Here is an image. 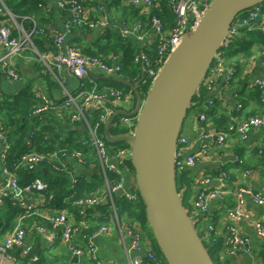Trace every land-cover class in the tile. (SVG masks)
Segmentation results:
<instances>
[{
  "label": "built area",
  "instance_id": "1",
  "mask_svg": "<svg viewBox=\"0 0 264 264\" xmlns=\"http://www.w3.org/2000/svg\"><path fill=\"white\" fill-rule=\"evenodd\" d=\"M214 0H171L170 7L175 16L174 26L170 29H166L163 21L158 17L151 18V27L145 28L141 22H137L131 27H125L122 31L124 34L133 36L136 40L143 45H149L154 42L158 43V52L160 57L155 62V65L151 63L149 56L141 52L135 57V62L141 63L143 71L145 73L144 82L150 80L152 83L159 74L162 66L164 65L168 56L176 50L181 43L182 38L189 32L193 31L205 12L208 10ZM127 2L142 6L144 10H149L157 4L158 0H127ZM57 4L60 7H68L69 19L65 24V29L71 32L74 27H88L95 32H102L110 23L109 16L103 12L102 8H98V15L95 19L89 18L88 10L80 0H57ZM10 11L7 8L5 0H0V16ZM101 12V13H100ZM245 14L249 15V18L236 24L235 30L251 22L260 24V27L264 30V10L260 5H256L247 10H244ZM12 16V14H10ZM13 17V16H12ZM237 20V16L234 21ZM249 20V21H248ZM233 21V23H234ZM240 21V20H239ZM232 23V25H233ZM232 26L230 28L231 32ZM38 32H44V28L38 26L34 21V27L29 33H25L24 36H16L13 32L12 25L2 22L0 19V69L10 79L17 80L19 74L13 64V58L19 55L25 48L28 41H31L33 34ZM227 40V38H226ZM224 41L223 46H228L227 41ZM55 43L57 51L52 54V61L54 67L58 70L67 68L76 77L81 79L79 85V92L72 94L67 92L66 104L75 106L76 113L72 115L73 122H82L83 126L90 132L89 138L84 142L86 145L93 146L96 155L101 166V172L106 185V195L110 196L107 202H110V208L112 211V217H118V209L115 201V194L124 195L125 198L131 202H138L139 195L133 188H125V179L122 171V164L127 158H129L130 150L120 149L116 154H110V148L107 143V139L100 136L97 133V125L94 127L87 118L86 110H92L93 108L101 109L100 121L108 122L109 119L122 109V106L129 102L131 94L124 92L120 88L113 86H107L101 91H85V80L90 79V71L102 72L108 76L120 74L122 66L119 61L107 63L100 57H86L78 49L64 44V35L57 34L55 37ZM221 49V48H220ZM218 50L216 56L208 70L206 75V85L209 88H214L217 84V80L220 76L225 75V86L229 87L232 78L234 77L235 70L226 66L225 52ZM43 61H46L44 56H41ZM118 59V58H116ZM253 83L264 91V77L254 79ZM42 103L34 111L35 114H40L46 110L52 108L53 102L46 96H41ZM81 99L80 102L78 100ZM215 100L213 98L208 99L202 105V111L199 115V120L205 122L207 120V112L214 106ZM120 122L122 124H131L135 120L136 116L121 115ZM117 116V117H118ZM116 117V118H117ZM115 118V120H116ZM252 128H264V117L261 116H249L244 121L238 123L235 127H232L233 131L245 140L248 136V131ZM229 132L225 130L220 131H204L202 135V143L198 154H187L188 138L181 133L178 139V146L176 152V171H184L186 169H193L197 162V156H206L209 152L210 142L214 141L220 146H225L227 142ZM6 133L0 127V156L2 159L7 155L9 149V143ZM63 157L68 160L73 159L80 165H84V154L82 151H75L70 155L62 154ZM58 152L44 153L29 151L25 152L19 159V165H26L30 170H34L39 164L47 160H59ZM61 159L59 160V163ZM65 161L62 162L66 166ZM55 170L60 169V164H55ZM3 172L6 177L0 183V205L4 204L7 197L11 196L14 200L22 203L24 198L32 192H45L49 184L42 178L38 177L29 183H22L16 173L9 169L6 164L3 167ZM118 174L117 180H110L109 174ZM76 175L72 176L73 187L76 184ZM226 178V177H225ZM224 178V179H225ZM226 180V179H225ZM211 178L204 176L203 182L209 183ZM228 190L227 185L223 181L221 185L215 189L202 188L197 193L194 201L193 208L197 214H203L208 208V205L212 199H223L226 197ZM251 196L254 202L258 205L264 206V196L261 192H255L252 188L240 187L236 191V203L228 211L227 216L229 218V224L226 230L225 245L226 251L230 255H238L241 250H245L248 246V238L245 237L239 227L238 223L248 216V212L244 207L245 195ZM106 195L101 196H87L85 198H79L76 200L77 206L80 208L82 216L86 215V211L89 208H94L96 205L101 204L107 199ZM53 199L51 194L45 203L50 204ZM49 206V205H48ZM190 212V211H189ZM38 208L36 204H25L24 211L20 216L22 220L27 215H38ZM43 218L48 221L54 228H58L61 231V239L67 244L69 250L78 257H83L87 254L97 261L98 260V248L94 243L89 242L87 247L78 246L74 242L75 236V222L74 215L69 213L65 209L52 208L42 214ZM193 219V217L191 216ZM193 221L198 224L197 220ZM37 230L41 233L47 234L49 246H53L56 242V235L54 232H49L46 227L38 225ZM108 225H102L93 236L101 232L108 231ZM254 229L256 234L264 239V222L261 220L254 221ZM141 225L137 221L129 222L125 221L121 230L120 237L121 242L125 246L127 254L128 264H142L140 256H131L130 251L137 252L138 254H146L149 257H154V252L148 246H145L141 241ZM217 228L214 223L209 222L206 225V236H211L212 233H216ZM26 238V229L19 224L8 233L4 239L0 240V255L8 260L18 262L17 257L13 255V250L16 247H22L21 256L27 257L31 248L24 246ZM36 260V257H31V264ZM21 264V263H19Z\"/></svg>",
  "mask_w": 264,
  "mask_h": 264
},
{
  "label": "trees",
  "instance_id": "2",
  "mask_svg": "<svg viewBox=\"0 0 264 264\" xmlns=\"http://www.w3.org/2000/svg\"><path fill=\"white\" fill-rule=\"evenodd\" d=\"M83 4V0H80ZM104 1L98 0L94 3V8H102L103 12L107 14ZM112 4L118 8L121 12L122 18H131V25L133 26L137 22H141L147 29L151 27V18H160L165 28L168 30L174 26L175 16L171 10V0H158L157 4L149 10H144L142 6L133 5L127 0H112ZM7 8L15 16L16 20L23 24V26L30 30L33 26L31 18L41 22L44 11L49 6V0H5ZM86 7V5L84 4ZM264 10V3L260 4ZM62 15H67L68 7H60L58 5ZM50 11H53L50 9ZM98 12V11H97ZM101 13V12H100ZM89 18L95 19L99 14L89 13ZM108 15V14H107ZM9 19V16L5 15ZM249 18L245 12H240L237 15V20L232 25L231 32L227 37L228 46L221 47V51L225 52V59L231 60L235 54L240 50L249 56L252 50L249 48L251 43L255 40L264 41V30L260 27V24L249 21L248 24L238 27L236 30V24ZM240 20V21H239ZM12 25V24H11ZM115 22H110L102 32H95L88 27H74L71 32L76 36L72 39L68 46H72L78 49L86 57H100L107 63H113L116 60L119 61L122 66L120 74L112 75V78H123L130 80L134 84L138 85L143 98L146 97L148 91L152 85L150 80L144 82L145 73L141 63L135 62L137 54L146 53L153 65L160 57L158 52V43L154 42L149 45L140 44L133 36L124 34ZM15 34V30L13 29ZM94 32V36L91 40H88L90 33ZM57 34H61L57 32ZM53 35L46 27L44 32H38L33 34L32 42L34 46L39 50L41 54L47 52H56L57 46L55 43L56 35ZM227 64V62H226ZM235 63L231 61L227 66L237 68ZM101 76H108L105 73L97 72ZM222 77V76H220ZM219 79V78H218ZM218 81V80H217ZM84 90L85 91H101L107 86H113L122 89L124 92L131 94L132 100L137 99L136 92L128 85L114 82L106 79H86ZM244 88L247 83L244 82ZM213 89L206 85L204 80L198 88L193 100L190 110L195 106H201L202 103L210 98L214 99ZM80 90L77 91V93ZM242 91V90H241ZM260 97L262 91L260 89L253 90ZM75 93V94H77ZM67 100V98H66ZM66 100L59 104H52V108L35 114L34 111L42 103L41 96L34 93L32 88H28L20 94L14 96H3L0 98V127L4 130L9 143V149L4 159L0 156V173L3 167L6 166L13 170L20 178L22 183L32 182L34 179L40 177L44 179L48 184V189L43 192L46 200L53 194V199L49 204V207L63 209L65 207L70 208L74 218L78 221L90 219L88 232H94L101 225L111 224V208L108 199L101 204L96 205L94 208H89L86 211V215L82 216L80 208L76 204V200L79 198H85L87 196H101L106 191L105 181L101 172L100 162L96 155V151L93 146L86 145L84 142L89 138L90 132L87 128L82 127V124L77 122L74 124L71 121V117L76 113L75 106L66 104ZM215 100V99H214ZM81 99L78 100L80 102ZM55 105L57 107H55ZM102 110L93 108L89 112L86 110L87 118L92 123V126L97 125V133L106 139L105 131L107 122L100 121V115ZM207 121H213L219 129L225 131L229 128L228 118L221 114L216 107H212L207 112ZM79 123V124H78ZM78 124V125H77ZM134 128L129 124H122L120 122V116H118L111 127L112 135H123L133 132ZM183 134V131L181 132ZM110 148V154H116L120 149L130 150V144L128 142H110L107 140ZM29 151L36 152H58L59 160H47L39 164L34 170H30L26 165H19L20 157ZM75 151H82L84 154V167L86 171L77 175L76 184L73 187L72 176L67 172L70 168L71 161L63 157L62 154L70 155ZM65 161L66 166L62 164ZM122 169L127 167L134 174V168L131 163V157L124 160ZM55 164H60V169L55 170ZM79 164V163H78ZM47 168V171H45ZM110 180H117L118 174H109ZM194 182L193 169H186L184 171L177 172V183L179 190L184 186H188L190 189ZM133 189H135L139 195L138 202H131L125 198L124 195L115 194V201L118 209V216L124 221H137L141 225V230L150 229V226L146 219L145 204L138 191L136 182H134ZM23 208L14 199L9 196L5 199L4 204L0 205V218L17 217ZM96 215V216H95ZM98 215V216H97ZM202 218V217H201ZM38 219H30V222H38ZM215 218L209 220L216 226ZM16 225V221L12 223ZM229 224V223H228ZM228 226V225H227ZM15 228V227H14ZM203 242L212 256L215 264H251L253 258L248 255V259L238 258L230 255L226 251L225 237L220 233H212L211 236H204L203 233H199ZM152 245L148 246L154 252V257H149L144 254L140 258L142 264H167L165 258L159 249L152 232H150ZM241 252V251H240ZM239 252V254H240ZM18 260L22 261L21 264L30 262L32 254L27 257H22L20 252L13 253ZM244 256V254L242 255ZM246 256V255H245ZM258 264H264V247L255 257Z\"/></svg>",
  "mask_w": 264,
  "mask_h": 264
},
{
  "label": "crops",
  "instance_id": "3",
  "mask_svg": "<svg viewBox=\"0 0 264 264\" xmlns=\"http://www.w3.org/2000/svg\"><path fill=\"white\" fill-rule=\"evenodd\" d=\"M96 1L98 0H83L88 12L95 15L98 14L94 8ZM112 3V0L104 1L110 22H115L121 30L129 27L132 24V19L128 17L127 21L126 18L120 17L121 12ZM50 9L53 11H50ZM10 14L12 13L10 12ZM10 14L8 12L2 14L0 19L2 22L12 24L16 36L22 37L33 29L34 24L30 30H27L23 24L16 20L13 14V17ZM5 15L9 16V19ZM42 17L45 19L41 22H38L39 20L36 21L34 18H31V20L33 23L35 21L38 26L46 27L53 35L57 34V32L63 34L65 45L69 44L76 36L73 32L66 31L65 24L70 15L69 12L67 15L61 14L57 0H49V6ZM94 34V32L90 33L88 40H91ZM249 48L252 50L249 56L244 51L239 50L231 60L226 59L227 64L232 61L237 66V68L235 66L229 67L226 64L227 67L235 70L230 86H225L226 76L223 75L219 77L213 89L215 99L213 107H216L221 114L228 118L229 128L227 131L229 134L227 142L225 146H220L214 141L210 142L208 154L206 156H197V162L193 168L194 182L192 187L190 189L188 186L180 188L183 200L189 203L190 206L187 208L193 219L198 221L200 231L202 230L201 233L204 236L206 235V225L209 220L215 218L218 232L221 236L226 237L227 225L230 221L227 213L236 203L235 196L238 188L242 186L252 188L255 192H261L264 196V128L250 129L245 140L236 131L230 130L249 116L264 117V91L253 83L254 79L264 77V41L255 40ZM52 54L53 52L41 54L34 46L31 38V41L27 42L22 52L13 58V64L19 74V78L17 80L10 79L0 69V98L20 94L29 87L37 95L50 98L56 105L60 102L64 103L67 98V92L75 95L79 90L81 79L65 67L61 70L56 69L52 61ZM41 56H44L46 61H43ZM114 62L117 63L118 60L115 59ZM244 82L247 83L246 88L243 87ZM254 89L262 91L261 99L253 91ZM137 103L138 98L134 101L131 97L129 102L122 106L121 110L132 112L135 110ZM56 105L55 107H57ZM200 108L201 106H195L191 109V115L185 125V131H183L188 138L187 154H198L204 131L223 130L219 129L213 121L206 120L201 122L199 120ZM87 111L89 112L90 110L88 109ZM72 123L74 124L73 121ZM82 127H84L83 124ZM70 161L72 166L68 168L67 172L71 176H77L86 171L84 165L78 164L73 159ZM45 171H47V168H45ZM122 171L125 179V188H133L135 184L134 174L127 167H124ZM3 175L2 169L0 173L1 181L5 178ZM204 176L210 177L211 181L204 183ZM223 181L226 183L228 190L226 197L223 201L212 199L207 210L203 214L198 215L193 208V201L199 190L202 188L215 189ZM103 195H106V193ZM106 196L107 199L110 198V196ZM243 197L244 207L248 212V216L238 223V227L241 233L248 238V246L235 256L241 259L244 257L248 259L249 255L254 257L251 264H258L255 257L264 247V239L256 234L254 221L261 220L264 222V206L256 204L251 196L247 194ZM16 202L23 208V211L25 204H36L39 214L27 215L22 220L19 218L23 211L16 218L8 219V217L2 216L0 218V240L4 239L20 222L26 229L23 247H30L32 257H36V260L31 264H128L125 246L121 242L120 237V230L125 221L120 216L113 218L111 215V224H108V231L101 232L96 236H93V234L102 225L90 233L88 232L90 219L78 221L74 218V242L81 247H87L89 242L94 243L98 248V260L95 261L89 254L83 257L77 256L76 258L69 250L67 244L62 241L61 231L58 228H54L43 218L42 214L51 209L48 206L49 204L45 203L46 198L43 193L32 192L24 198L22 203ZM63 209L72 214L70 208L65 207ZM30 219H38L36 220L38 222H30ZM15 221L16 225L13 226L12 223ZM38 225L44 226L49 232L55 233L57 240L53 246H49L48 235L37 230L36 227ZM141 241L145 246L152 245L150 230L144 228L141 231ZM22 249V247H16L13 251L21 254ZM243 254L244 256H242ZM130 255L141 256L144 254L130 251Z\"/></svg>",
  "mask_w": 264,
  "mask_h": 264
},
{
  "label": "water",
  "instance_id": "4",
  "mask_svg": "<svg viewBox=\"0 0 264 264\" xmlns=\"http://www.w3.org/2000/svg\"><path fill=\"white\" fill-rule=\"evenodd\" d=\"M262 3L264 0H214L196 28L168 56L145 98L130 80L90 71L93 79L122 83L136 92L135 110L114 114L107 122L105 136L110 142L130 144L135 182L145 204L146 219L167 264H215L178 187V139L192 100L229 36L235 17ZM119 114L136 116L130 124L134 128L132 133L111 134ZM0 264L19 263L0 255Z\"/></svg>",
  "mask_w": 264,
  "mask_h": 264
},
{
  "label": "rangeland",
  "instance_id": "5",
  "mask_svg": "<svg viewBox=\"0 0 264 264\" xmlns=\"http://www.w3.org/2000/svg\"><path fill=\"white\" fill-rule=\"evenodd\" d=\"M191 110L189 109L188 110V114H187V116H186V118H185V121H184V124H183V129H182V131H185V125H186V123L188 122V120H189V117H190V115H191ZM184 204L186 205V207H189L190 205H189V203L186 201H184ZM193 209V208H192ZM193 211V210H192ZM191 215V214H190ZM196 228H197V230L199 231V233H201L202 232V230L200 231V225L199 224H197V226H196ZM150 230V229H149ZM150 232H152L151 230H150ZM13 253H16L15 251H13ZM18 262L19 263H21L22 261H20V260H18Z\"/></svg>",
  "mask_w": 264,
  "mask_h": 264
}]
</instances>
